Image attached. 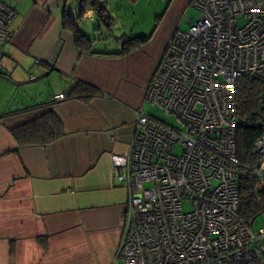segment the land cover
Returning a JSON list of instances; mask_svg holds the SVG:
<instances>
[{"label": "crops", "instance_id": "obj_1", "mask_svg": "<svg viewBox=\"0 0 264 264\" xmlns=\"http://www.w3.org/2000/svg\"><path fill=\"white\" fill-rule=\"evenodd\" d=\"M189 1L173 0L151 40L115 56L77 50L62 26L64 11L75 17L69 0H5L15 16L10 39L0 42V264L119 262L129 191L114 175L124 169L135 110L144 111L149 79ZM94 17L86 7L82 18ZM101 44L91 41L96 52L116 53L97 50ZM38 79L50 94L37 90ZM77 81L100 94L88 102L68 97ZM48 110L65 135L19 147L10 129Z\"/></svg>", "mask_w": 264, "mask_h": 264}, {"label": "built area", "instance_id": "obj_2", "mask_svg": "<svg viewBox=\"0 0 264 264\" xmlns=\"http://www.w3.org/2000/svg\"><path fill=\"white\" fill-rule=\"evenodd\" d=\"M189 6L198 16L174 32L144 96L176 126L136 109L114 175L129 191L117 256L122 264H264V225L253 231L254 218L239 215L236 101L238 77L264 81V0ZM14 16L0 0V42ZM252 153L264 161V133Z\"/></svg>", "mask_w": 264, "mask_h": 264}, {"label": "trees", "instance_id": "obj_3", "mask_svg": "<svg viewBox=\"0 0 264 264\" xmlns=\"http://www.w3.org/2000/svg\"><path fill=\"white\" fill-rule=\"evenodd\" d=\"M81 13L86 7L93 10L94 16L105 20H112L107 14L105 6L98 0H80ZM110 25V24H108ZM62 26L69 30L74 38L75 47L80 53L106 54L123 56L140 48L148 42L152 34H139L133 37H124L121 40V50L116 53H99L92 49L91 40L79 31L76 18L64 11ZM100 94L94 86L77 81L69 92L68 97L88 102ZM237 101V153L240 161L238 171V200L239 215L246 221L254 220L264 208V182H261L251 169L261 168V157L252 153L257 138L264 133L262 119H264V81L241 76L236 79ZM10 133L19 147L43 146L54 142L65 135L59 118L50 110L36 119L25 122L10 129Z\"/></svg>", "mask_w": 264, "mask_h": 264}, {"label": "rangeland", "instance_id": "obj_4", "mask_svg": "<svg viewBox=\"0 0 264 264\" xmlns=\"http://www.w3.org/2000/svg\"><path fill=\"white\" fill-rule=\"evenodd\" d=\"M98 1H100V3L105 6L107 14L112 19L110 23L108 20L97 16L94 17L93 21L82 18L80 0H69V4H74L77 8L74 12V15L77 18L76 24L79 28V31L91 41L95 40L99 43H102L96 47L97 50L107 52H117L121 50V40L124 37H133L139 34H152L151 38H153L155 33L161 29L162 23L168 14L167 12H169V7L173 2V0ZM188 16H191L195 19L198 16V11L193 7L188 6L179 24H177L178 22L175 23V27L178 30H186L188 26L186 19ZM170 17H173V14ZM171 20L173 21L172 18ZM172 21L169 20V27L172 24ZM37 90H40V92L45 95L50 94L48 82L43 79H38ZM143 108L147 114L159 119L164 123L176 126V121L171 117H165L156 105L145 101ZM177 151L178 150L176 149V152ZM256 176L261 182H264V168H260V170L256 173ZM183 208L189 209V206L184 205ZM262 225H264V218H262V216H258L253 221V231H257ZM117 264H122V259H120Z\"/></svg>", "mask_w": 264, "mask_h": 264}, {"label": "water", "instance_id": "obj_5", "mask_svg": "<svg viewBox=\"0 0 264 264\" xmlns=\"http://www.w3.org/2000/svg\"><path fill=\"white\" fill-rule=\"evenodd\" d=\"M189 22V21H188ZM261 168H264V162H262Z\"/></svg>", "mask_w": 264, "mask_h": 264}]
</instances>
